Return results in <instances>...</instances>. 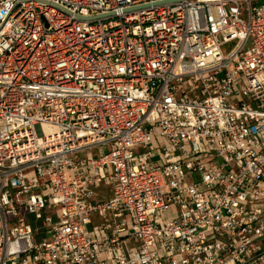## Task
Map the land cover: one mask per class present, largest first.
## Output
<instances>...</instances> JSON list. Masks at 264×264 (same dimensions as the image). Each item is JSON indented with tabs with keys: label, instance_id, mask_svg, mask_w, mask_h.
I'll list each match as a JSON object with an SVG mask.
<instances>
[{
	"label": "built area",
	"instance_id": "1",
	"mask_svg": "<svg viewBox=\"0 0 264 264\" xmlns=\"http://www.w3.org/2000/svg\"><path fill=\"white\" fill-rule=\"evenodd\" d=\"M0 264H264V0H0Z\"/></svg>",
	"mask_w": 264,
	"mask_h": 264
},
{
	"label": "rangeland",
	"instance_id": "2",
	"mask_svg": "<svg viewBox=\"0 0 264 264\" xmlns=\"http://www.w3.org/2000/svg\"><path fill=\"white\" fill-rule=\"evenodd\" d=\"M231 45H232V43H228V44H226L223 48L225 49V50H227V49H229L230 47H231ZM30 217H32V215H30ZM168 217V214H164V215H161L160 216V219L161 220H163V218L164 219H166ZM36 226H39V231H38V233H37V235H36V240L38 241V240H40L41 239V237L44 235L43 234V229L41 228V223H40V221L37 223V225H34L33 224V227L34 228H36Z\"/></svg>",
	"mask_w": 264,
	"mask_h": 264
}]
</instances>
